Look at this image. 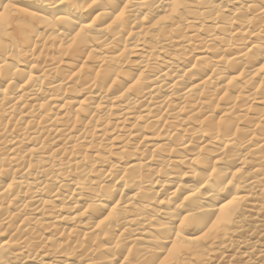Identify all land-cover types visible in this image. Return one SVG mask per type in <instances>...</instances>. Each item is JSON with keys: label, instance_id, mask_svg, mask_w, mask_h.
Here are the masks:
<instances>
[{"label": "bare ground", "instance_id": "bare-ground-1", "mask_svg": "<svg viewBox=\"0 0 264 264\" xmlns=\"http://www.w3.org/2000/svg\"><path fill=\"white\" fill-rule=\"evenodd\" d=\"M260 239L264 0H0V264H264Z\"/></svg>", "mask_w": 264, "mask_h": 264}, {"label": "rangeland", "instance_id": "rangeland-1", "mask_svg": "<svg viewBox=\"0 0 264 264\" xmlns=\"http://www.w3.org/2000/svg\"><path fill=\"white\" fill-rule=\"evenodd\" d=\"M254 223L255 222H247L246 223V225H245V229H247V231L250 229V228H253L254 227ZM246 236H248L245 232L244 233H241V234H238L235 238H237V237H240V239H247V240H251V239H253V240H251V242L252 241H254L255 240V236L256 235H254V236H251V237H246ZM264 239H260L258 242H262ZM257 244H259V243H257ZM262 244V243H261ZM260 244V245H261ZM8 264H14L13 262L12 263H8Z\"/></svg>", "mask_w": 264, "mask_h": 264}]
</instances>
